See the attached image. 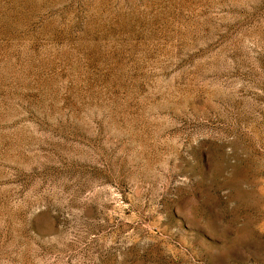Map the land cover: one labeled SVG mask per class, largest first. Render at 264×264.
<instances>
[{
    "label": "rangeland",
    "instance_id": "374dc122",
    "mask_svg": "<svg viewBox=\"0 0 264 264\" xmlns=\"http://www.w3.org/2000/svg\"><path fill=\"white\" fill-rule=\"evenodd\" d=\"M0 264H264V0H0Z\"/></svg>",
    "mask_w": 264,
    "mask_h": 264
}]
</instances>
